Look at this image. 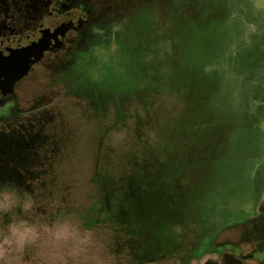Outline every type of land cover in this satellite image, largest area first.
<instances>
[{
	"label": "rangeland",
	"instance_id": "obj_1",
	"mask_svg": "<svg viewBox=\"0 0 264 264\" xmlns=\"http://www.w3.org/2000/svg\"><path fill=\"white\" fill-rule=\"evenodd\" d=\"M130 32L35 71L0 180L49 222L79 205L120 264H264V0H151Z\"/></svg>",
	"mask_w": 264,
	"mask_h": 264
},
{
	"label": "flooded vegetation",
	"instance_id": "obj_2",
	"mask_svg": "<svg viewBox=\"0 0 264 264\" xmlns=\"http://www.w3.org/2000/svg\"><path fill=\"white\" fill-rule=\"evenodd\" d=\"M150 1L0 0V107L5 110L0 117L14 111L19 92L34 82L38 68L61 72L73 56L99 48L90 45L105 39L120 44L132 35V22L148 14ZM25 66L24 75H12Z\"/></svg>",
	"mask_w": 264,
	"mask_h": 264
},
{
	"label": "clouds",
	"instance_id": "obj_3",
	"mask_svg": "<svg viewBox=\"0 0 264 264\" xmlns=\"http://www.w3.org/2000/svg\"><path fill=\"white\" fill-rule=\"evenodd\" d=\"M78 208L66 206L49 222L35 213L31 192L0 180V264H120L112 229L81 227L82 216L73 215Z\"/></svg>",
	"mask_w": 264,
	"mask_h": 264
},
{
	"label": "water",
	"instance_id": "obj_4",
	"mask_svg": "<svg viewBox=\"0 0 264 264\" xmlns=\"http://www.w3.org/2000/svg\"><path fill=\"white\" fill-rule=\"evenodd\" d=\"M5 71L6 70H4V72ZM26 71H27V66H25L23 69L22 68H19V69L13 71V74L12 75H14L15 78H18V77L24 75L26 73ZM11 79H14V78H11Z\"/></svg>",
	"mask_w": 264,
	"mask_h": 264
}]
</instances>
